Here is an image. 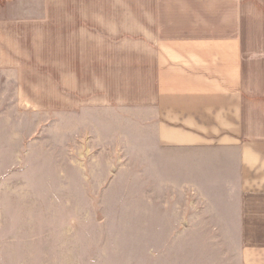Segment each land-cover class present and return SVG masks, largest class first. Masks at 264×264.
Wrapping results in <instances>:
<instances>
[{"label":"crops","instance_id":"1","mask_svg":"<svg viewBox=\"0 0 264 264\" xmlns=\"http://www.w3.org/2000/svg\"><path fill=\"white\" fill-rule=\"evenodd\" d=\"M53 83L62 158L65 137L85 126L80 108L100 143L134 131L136 176L183 193L210 230L200 238L222 242L210 264H264V0H0V159L32 158L26 107ZM129 108L134 121L112 119ZM31 219L0 216V264L94 255L71 228Z\"/></svg>","mask_w":264,"mask_h":264},{"label":"rangeland","instance_id":"2","mask_svg":"<svg viewBox=\"0 0 264 264\" xmlns=\"http://www.w3.org/2000/svg\"><path fill=\"white\" fill-rule=\"evenodd\" d=\"M52 90L47 97H31V105L26 107L32 108V124H36L32 158L13 162L4 154L0 159V216L47 220L55 228H71L77 247L85 253L94 252L89 258H81L86 264L215 263L217 258L209 254L215 253L222 242L200 238L210 230L207 225H195L191 217L195 210L184 207L189 198L162 190L151 184V178L136 176L134 131L119 128L108 134L110 145L100 143L103 132L94 136L87 127L91 113L80 108L79 117L85 126L76 130L73 138L65 137L69 150L62 158L54 126V83ZM80 99L86 103V98ZM130 109L111 112L112 119L134 121ZM14 110L7 108L1 114L9 120L19 117ZM42 124L48 130L40 129ZM95 154L100 160L92 163L88 159ZM118 158H124L125 168L115 176H106L107 166L113 167ZM73 166L85 175L78 177ZM59 170H63L62 177L56 176Z\"/></svg>","mask_w":264,"mask_h":264}]
</instances>
